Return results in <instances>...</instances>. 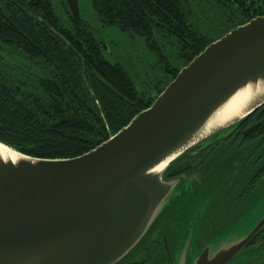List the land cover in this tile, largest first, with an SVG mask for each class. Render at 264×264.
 <instances>
[{"label": "water", "instance_id": "obj_1", "mask_svg": "<svg viewBox=\"0 0 264 264\" xmlns=\"http://www.w3.org/2000/svg\"><path fill=\"white\" fill-rule=\"evenodd\" d=\"M66 1L80 20V0ZM97 37L105 53L109 45ZM249 86L241 115L213 118L204 135L218 109ZM262 105L264 16H258L209 44L151 107L81 156L32 157L0 142L17 154L0 158V264H124L168 215L189 221L198 211L197 222L201 208L189 210L183 200L194 193L182 179H167L171 164ZM235 222L225 234L239 236ZM263 228L264 213L245 236L222 245L214 258L206 248L193 264L230 263Z\"/></svg>", "mask_w": 264, "mask_h": 264}, {"label": "trees", "instance_id": "obj_2", "mask_svg": "<svg viewBox=\"0 0 264 264\" xmlns=\"http://www.w3.org/2000/svg\"><path fill=\"white\" fill-rule=\"evenodd\" d=\"M188 1L80 0L78 20L66 0H0V42L24 66H7L0 59V142L32 157L81 156L151 107L209 44L264 16V1L216 0L217 10L212 0ZM87 4L99 27L115 25L144 39L157 57V79L140 86L123 64L106 58L95 27L82 14ZM245 123L255 126L253 138L264 133V105L229 129ZM203 142L177 158L167 178L182 172Z\"/></svg>", "mask_w": 264, "mask_h": 264}, {"label": "flooded vegetation", "instance_id": "obj_3", "mask_svg": "<svg viewBox=\"0 0 264 264\" xmlns=\"http://www.w3.org/2000/svg\"><path fill=\"white\" fill-rule=\"evenodd\" d=\"M212 1L217 10L218 1ZM23 10L34 17L30 11ZM38 19L42 21L41 17ZM170 41L173 43L172 39ZM3 46L5 44L0 42V51H4L3 54L0 52L1 61L7 66L24 68L15 52ZM254 128V125L245 123L238 129H227L203 142L190 153L191 163L185 165L182 172L167 178L182 179L187 188L194 191L183 198L189 210L195 203L201 206V218L192 224V243L182 249L176 229L186 219L177 222L168 215L165 225L158 224L148 242L124 264H193L206 248L214 258L222 245L242 238L225 232L242 212L249 209L256 192L263 189L264 193V133L253 138L256 134ZM191 223L189 220L188 225ZM185 234L182 238L186 237ZM227 264H264V228L244 248L242 258Z\"/></svg>", "mask_w": 264, "mask_h": 264}, {"label": "rangeland", "instance_id": "obj_4", "mask_svg": "<svg viewBox=\"0 0 264 264\" xmlns=\"http://www.w3.org/2000/svg\"><path fill=\"white\" fill-rule=\"evenodd\" d=\"M86 1L90 3V0ZM249 1H256L259 5L261 0ZM82 14L86 19L91 21L97 31V35L107 41L109 48L105 51L106 58L113 62L122 63L140 86L146 84V82L152 81L151 78L157 75L154 73V65L157 57L152 51L148 50L143 38L135 37L131 33H125L115 25H106L100 28V24L96 23L97 20L93 17V10L88 4L87 8L82 9ZM262 193L263 189H259L256 192L254 196L256 203L234 223L235 228H238L237 234L239 236H245L249 233L257 223L259 217L264 213V193L263 195ZM200 207L199 203H197L193 210H199ZM196 216H198V211ZM188 218L189 215L186 216L184 223H181L180 227L176 229L177 238L181 242L180 246L184 247V249L192 243V232L194 231L192 224L196 223V220L193 219L189 226ZM190 233L192 234L190 235ZM184 234L187 240L182 238ZM242 256L243 254H239L237 258H242Z\"/></svg>", "mask_w": 264, "mask_h": 264}, {"label": "bare ground", "instance_id": "obj_5", "mask_svg": "<svg viewBox=\"0 0 264 264\" xmlns=\"http://www.w3.org/2000/svg\"><path fill=\"white\" fill-rule=\"evenodd\" d=\"M252 87L249 86L247 88L241 89L239 92H237L228 102L225 103L218 111L212 116L210 121L207 123L206 127L204 128V135L209 132V129L212 128V119L215 117L222 116L225 119H229L230 117H233V115L236 116V114L241 109V106L244 104L246 99L249 97L251 93ZM241 115V113L237 114ZM17 154L14 153L11 149H9L7 146L0 143V158L4 159H16ZM166 165V162L160 164L156 169H154L155 172H159L164 166Z\"/></svg>", "mask_w": 264, "mask_h": 264}]
</instances>
